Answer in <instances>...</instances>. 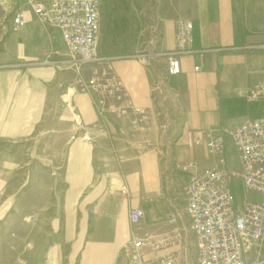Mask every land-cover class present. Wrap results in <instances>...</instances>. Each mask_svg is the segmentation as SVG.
I'll use <instances>...</instances> for the list:
<instances>
[{"label":"crops","instance_id":"1","mask_svg":"<svg viewBox=\"0 0 264 264\" xmlns=\"http://www.w3.org/2000/svg\"><path fill=\"white\" fill-rule=\"evenodd\" d=\"M20 8L23 22L12 16L0 47V264H126L122 247L133 234L175 227L167 222L162 133L184 160L236 167L232 137L222 154H210L206 134L264 118V99L242 94L264 80V0H100L104 59L83 64L71 61L59 30L28 3ZM178 18L194 23V51L169 75L164 119L155 87L167 62L149 54L174 48ZM108 67L126 95L101 108L76 78ZM134 106L148 115L138 119ZM10 173L23 186L11 188ZM231 185L240 209L249 197L240 181ZM133 207L143 210L136 227Z\"/></svg>","mask_w":264,"mask_h":264},{"label":"built area","instance_id":"2","mask_svg":"<svg viewBox=\"0 0 264 264\" xmlns=\"http://www.w3.org/2000/svg\"><path fill=\"white\" fill-rule=\"evenodd\" d=\"M29 7L48 27L60 31L67 45L71 61L77 64L99 60L100 0H29ZM23 22V9L13 16L15 25ZM175 46L155 54L167 62V70L159 72L156 90L157 108L163 118L169 114L167 81L169 75L181 72V56L192 53L194 23L178 18L175 23ZM264 46V44H263ZM201 66H195L200 69ZM76 84L82 91L98 93L97 105L103 98L125 96L122 80L105 69L92 75L79 74ZM249 99H264V80L255 82ZM142 120L149 108L132 107ZM232 137L238 166L205 167L195 159H182L163 138L158 151L163 166L166 198L171 212L167 222L174 225L164 233L134 235L122 247L126 264H264V118L247 120L237 126H223L210 131L205 137L210 154H222ZM197 144L201 139L195 140ZM144 146L155 147L145 140ZM237 180L251 191L260 193V199H247L242 208H235V194L231 185ZM121 192L130 194L126 184ZM143 210L133 207L129 211L131 226H139ZM14 248L13 245H11Z\"/></svg>","mask_w":264,"mask_h":264},{"label":"rangeland","instance_id":"3","mask_svg":"<svg viewBox=\"0 0 264 264\" xmlns=\"http://www.w3.org/2000/svg\"><path fill=\"white\" fill-rule=\"evenodd\" d=\"M29 2V0H0V47H1V43L4 39V37L6 36L7 34V30L8 28H10V25H11V18L12 16L14 15L15 11L22 7L23 5L27 4ZM46 26V25H45ZM46 28H49L48 26H46ZM50 28H53V27H50ZM105 42L107 44H109L110 42H112V40L109 39L108 35H106V37L104 38ZM158 42H159V38H157V41H156V45H158ZM154 52V51H153ZM155 53V52H154ZM100 59L99 60H96V61H92V62H87V63H96L98 61H101L103 60L104 58L100 55ZM48 58V57H47ZM50 58V57H49ZM67 58H69V56H67ZM107 59V58H106ZM45 61H48L47 59H45ZM83 64V63H81ZM108 70H110V72H112V69L111 67H108L107 68ZM101 72V71H100ZM96 72L92 73V74H95ZM98 73V72H97ZM81 75H84L82 73H79ZM91 74V75H92ZM123 90L124 92L126 93L125 89H124V86H123ZM90 94V93H89ZM94 96H98L97 98V101L100 99V96L98 95L97 92L93 93ZM114 98V97H113ZM113 98H109V99H106V97H104L102 100H103V104L104 106H107V103H111L112 102V99ZM102 104V105H103ZM102 105L101 108L103 107ZM16 169V168H15ZM52 173H56L55 171H52ZM11 175V178L9 179V183H10V186L11 188L15 189L19 186H23V182L26 181L24 179H19L17 175H12V173H10ZM51 179H48V180H42L43 182V185H46L48 183V181L50 182ZM54 181V180H53ZM51 180V182H53ZM40 184L39 180L35 181V179H30L28 180L27 183H25L26 185H31V184ZM54 183V182H53ZM241 191L240 193L244 195V198H247L249 197L248 199H257V198H260L261 197V194L260 193H257L255 191H249L248 189L245 190V187L242 185V187L240 188ZM242 198V199H244Z\"/></svg>","mask_w":264,"mask_h":264}]
</instances>
